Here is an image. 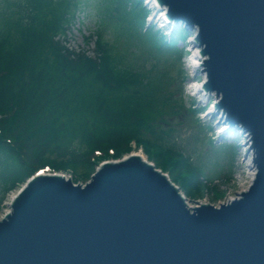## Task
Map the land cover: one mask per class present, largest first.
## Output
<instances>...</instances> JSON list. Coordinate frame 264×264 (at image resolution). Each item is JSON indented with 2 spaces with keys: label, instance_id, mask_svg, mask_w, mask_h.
Masks as SVG:
<instances>
[{
  "label": "water",
  "instance_id": "obj_1",
  "mask_svg": "<svg viewBox=\"0 0 264 264\" xmlns=\"http://www.w3.org/2000/svg\"><path fill=\"white\" fill-rule=\"evenodd\" d=\"M157 1L197 31L201 87L242 129L254 180L220 206H191L139 153L84 183L41 171L0 218V264H264V0Z\"/></svg>",
  "mask_w": 264,
  "mask_h": 264
},
{
  "label": "trees",
  "instance_id": "obj_2",
  "mask_svg": "<svg viewBox=\"0 0 264 264\" xmlns=\"http://www.w3.org/2000/svg\"><path fill=\"white\" fill-rule=\"evenodd\" d=\"M83 7L99 15L97 58L62 40ZM148 12L143 0H0V205L47 167L87 181L101 161L122 157L133 142L189 198L210 191L203 168L163 142L169 132L158 128L176 101L168 63L185 51L165 46L190 32L178 26L167 41L161 30L146 27ZM108 30L113 44L104 38ZM140 36L149 44L139 53L154 59L149 68L118 49V41Z\"/></svg>",
  "mask_w": 264,
  "mask_h": 264
},
{
  "label": "rangeland",
  "instance_id": "obj_3",
  "mask_svg": "<svg viewBox=\"0 0 264 264\" xmlns=\"http://www.w3.org/2000/svg\"><path fill=\"white\" fill-rule=\"evenodd\" d=\"M147 7L150 9L152 6L147 3ZM150 14L151 16L147 18V21L151 22L150 25L155 30H164V36H166L169 32L167 27L162 25L160 19H156L155 12ZM101 15L106 22L104 14L101 13ZM99 21V15L94 9L91 7L81 8L69 27L65 38L67 46L74 48L76 51L80 50L82 53L84 50H90L96 38V31L100 29ZM147 25L148 23H146V27ZM135 33L140 34L138 31ZM86 36L92 38V43L86 41ZM155 36L159 37L157 33ZM104 38L110 44L115 43L116 38L112 30L106 31ZM124 42V39L118 41V49L130 57H135L138 67L149 68L151 66L154 59L146 53H139L143 43L149 44L144 36ZM175 44L176 42L173 40L165 48L172 46L174 52L177 51V46L178 48H184L185 51L190 49H188L189 45H184L182 41H178L177 46ZM185 51L181 60L178 59L175 64L168 63V76L170 78L168 80H171L168 89L171 90L176 101L174 105H168L165 108L167 112L158 120V128L169 132V136L163 142L187 154L195 164L203 168L201 170L203 179L209 182L207 186L210 187V191L202 197V200L206 203L217 204L237 195L240 190L239 186L247 183V176L250 172L247 162L251 153L246 158L248 150L245 145L246 137L241 136L239 131L230 129L221 134V126H226L224 125L225 120L220 119V115H216V112L210 110V102L213 97L204 98L202 93L193 94L194 91L190 90L192 82L199 77L201 79L202 74L198 72V75H196L189 62L190 59H193L192 55L190 56V53L186 54ZM133 54L134 56H132ZM138 54L141 56H138ZM146 57H148L147 61L145 60ZM132 145L131 151H136L148 158L144 146L137 147L134 142ZM19 188L8 193L1 200L0 216L8 208L11 196ZM1 196L2 191L0 190V199ZM193 201L190 200V202Z\"/></svg>",
  "mask_w": 264,
  "mask_h": 264
},
{
  "label": "bare ground",
  "instance_id": "obj_4",
  "mask_svg": "<svg viewBox=\"0 0 264 264\" xmlns=\"http://www.w3.org/2000/svg\"><path fill=\"white\" fill-rule=\"evenodd\" d=\"M192 58H193V60L196 62L197 60H200L201 58L199 57V54H196V55H194V56H192ZM191 66H195L196 65V63H194V64H190ZM195 84L193 85L194 87H195V89H198L199 88V86H201V84H202V82L203 81H193ZM198 92H201V90H198ZM203 97L204 98H206V96H205V94H203ZM134 153H138V152H134Z\"/></svg>",
  "mask_w": 264,
  "mask_h": 264
}]
</instances>
